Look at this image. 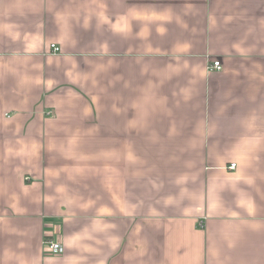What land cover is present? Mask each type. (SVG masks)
<instances>
[{
    "label": "crops",
    "instance_id": "obj_1",
    "mask_svg": "<svg viewBox=\"0 0 264 264\" xmlns=\"http://www.w3.org/2000/svg\"><path fill=\"white\" fill-rule=\"evenodd\" d=\"M0 264H264V0H0Z\"/></svg>",
    "mask_w": 264,
    "mask_h": 264
},
{
    "label": "built area",
    "instance_id": "obj_2",
    "mask_svg": "<svg viewBox=\"0 0 264 264\" xmlns=\"http://www.w3.org/2000/svg\"><path fill=\"white\" fill-rule=\"evenodd\" d=\"M52 50L54 53H59L60 48L56 44H52ZM223 69V62L220 59L214 60L209 65V70L218 71ZM53 114V112H50ZM236 166L235 163L231 164V168L233 169ZM45 250L49 255H62L64 247L62 242H60L56 237H48L45 240Z\"/></svg>",
    "mask_w": 264,
    "mask_h": 264
}]
</instances>
